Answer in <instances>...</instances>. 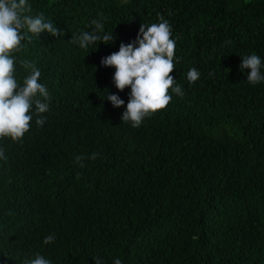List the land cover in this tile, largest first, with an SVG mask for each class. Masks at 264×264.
<instances>
[{
	"label": "trees",
	"instance_id": "1",
	"mask_svg": "<svg viewBox=\"0 0 264 264\" xmlns=\"http://www.w3.org/2000/svg\"><path fill=\"white\" fill-rule=\"evenodd\" d=\"M28 2L63 36L41 33L13 53L17 81L30 74L21 60L36 63L50 102L43 127L34 115L21 141L0 139V264L37 254L51 264H264V82L240 67L253 53L264 64V0ZM101 14L114 42H71ZM159 15L184 95L170 89L169 105L133 128L121 121L131 89L118 90L101 60Z\"/></svg>",
	"mask_w": 264,
	"mask_h": 264
},
{
	"label": "clouds",
	"instance_id": "2",
	"mask_svg": "<svg viewBox=\"0 0 264 264\" xmlns=\"http://www.w3.org/2000/svg\"><path fill=\"white\" fill-rule=\"evenodd\" d=\"M32 5L28 0H0V139L10 137L13 141H21L29 131L30 122L35 115L36 124L43 127L49 111L50 95L46 87L39 82L41 71L36 63L21 60L20 64L30 74L20 84L15 76L16 57L13 53L23 50L22 41L33 37L39 38L47 32L55 37H62L63 30L45 20L43 13L32 15ZM172 15L169 10V16ZM107 17L101 14L99 20H93L94 29L91 32L82 31L72 36L71 42L80 48L87 49L96 42L109 44L114 42L112 33L104 34V23ZM158 23L141 24L137 38L132 43H121L118 52L102 58L105 67H114L113 82L121 92L131 89L126 110L121 121L130 123L133 128H139L146 117L167 107L172 100L169 90L183 96L181 86L175 85L174 56L176 42L172 38V28L163 15L158 16ZM29 33L31 35H29ZM230 43V42H229ZM241 70L250 69L247 82L257 85L264 82V68L260 56L253 53L242 57ZM200 78L199 71L193 67L187 73L191 84ZM43 98V99H41ZM107 100L113 107L125 105L119 95L109 94ZM35 105V112H32ZM99 154L93 153L90 159L95 160ZM0 159L7 160L3 148H0ZM75 162L84 167V156L74 157ZM55 235L50 234L44 239L45 244L53 243ZM95 264H102L99 257H94ZM24 264H51V261L37 254L34 259L25 260ZM113 264H122L116 258Z\"/></svg>",
	"mask_w": 264,
	"mask_h": 264
}]
</instances>
